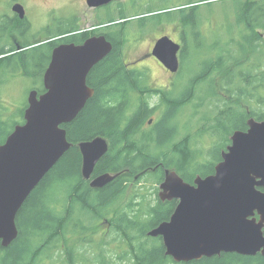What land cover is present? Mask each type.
Listing matches in <instances>:
<instances>
[{
	"label": "trees",
	"instance_id": "1",
	"mask_svg": "<svg viewBox=\"0 0 264 264\" xmlns=\"http://www.w3.org/2000/svg\"><path fill=\"white\" fill-rule=\"evenodd\" d=\"M11 1L14 0H0V70L11 63L34 84L36 79L43 77L52 50L60 42L78 44L90 35H99L95 28L63 41L41 44L44 40L40 41L39 36L23 35L22 30L13 26L14 22L7 16ZM233 1L237 16L231 36L221 49L220 40L212 47H196L207 52L200 62L202 70L189 78L185 94L179 96L150 89L145 85L146 74L129 69L124 63L127 26L132 18L139 16L133 15L137 11L128 13L118 9L116 15L108 14L98 20L104 30L100 35H105L112 43V51L90 71L87 84L94 90L93 97L73 122L62 126L72 146L21 207L16 218L18 236L7 248L0 246V264H46L55 261L58 254L62 255V245L63 264H176L165 256L161 238L147 236L150 230L169 220L175 202H158L151 207L143 201L135 208L130 205L122 208L120 203L126 182L135 181L137 176L152 179L153 185H157L164 169L175 171L189 184L198 175L213 174L214 167L221 161V153L230 144L232 133L246 131V123L251 118L264 121V96L260 94L264 90V39L260 32H264V0ZM192 4L190 1L186 4L190 7L181 12L180 19L194 30L198 24L199 5ZM73 28L63 25L62 29L47 32L43 37L78 31ZM13 36L19 39L22 48L27 49L16 52L10 43ZM182 39L181 74L184 63L198 55L191 56L194 49L189 47L186 38ZM242 67L246 69L242 71ZM219 77L221 83L216 84ZM205 83L209 84L211 94L205 97L203 93L205 98L214 96V87H219L221 91L233 92L236 99L235 103L234 97L229 95L230 101L224 109L215 106L217 112L197 120L199 124L204 121L213 124L210 129L216 141L207 151L195 149L191 134L185 136L194 124L190 120L180 124L184 106L197 101L194 99L203 92ZM35 90L40 94L43 86ZM153 93L161 94L166 108L157 122L144 127L154 109H150L145 100H140V96ZM204 97L198 98L199 104H194L197 115L204 106ZM3 126L0 124V131ZM10 133L4 136L0 145ZM97 137L106 139L109 149L96 165L93 176L108 173L118 177L104 188L92 189L82 178V158L77 145ZM204 154L206 158H203ZM110 236H113V243L118 244L116 254L108 250L111 241H104ZM180 264H264V257L232 253Z\"/></svg>",
	"mask_w": 264,
	"mask_h": 264
},
{
	"label": "water",
	"instance_id": "2",
	"mask_svg": "<svg viewBox=\"0 0 264 264\" xmlns=\"http://www.w3.org/2000/svg\"><path fill=\"white\" fill-rule=\"evenodd\" d=\"M119 1L85 2L88 8L96 9ZM11 11L19 19L25 17L19 3ZM111 51L112 43L105 35L91 36L81 45L56 46L42 77L44 92L28 93L24 122L16 125L0 145L2 248L17 238L16 218L27 198L72 146L62 126L73 122L93 97L87 77ZM180 53L181 45L168 36L159 38L152 51L173 74L179 71ZM246 124V131L230 136L213 174L198 175L189 184L175 171H165L159 199L178 200V204L169 220L147 236L161 238L165 256L174 263L232 253L264 257V121L251 118ZM77 147L82 158L81 175L90 181V188H104L118 177L108 173L93 177L96 165L108 152L106 139L97 137Z\"/></svg>",
	"mask_w": 264,
	"mask_h": 264
},
{
	"label": "rangeland",
	"instance_id": "3",
	"mask_svg": "<svg viewBox=\"0 0 264 264\" xmlns=\"http://www.w3.org/2000/svg\"><path fill=\"white\" fill-rule=\"evenodd\" d=\"M14 1H20L25 4L29 23L32 24L31 34H35L32 36H39L42 38L40 41H44H42L41 44L55 41L54 38L57 37L52 36L56 34L46 38L43 36L47 32L57 31L60 28L62 29L63 25H72L74 26L73 29L84 33H89L93 29L98 28L97 31L100 35L104 30L99 26V19L105 18L108 14L116 15L118 9L125 10L128 13H131L133 10L137 11V13L133 15L139 16L132 18V21L127 26V39L123 49L124 63L130 66L129 69L144 72L147 77L145 85L150 89L160 90L165 94L171 92L174 93L175 96L184 95L189 78L202 70L200 62L206 57L207 52L199 51L200 49L196 47H212L213 44L220 40L221 46L219 48H223V43L233 32V24L237 16L236 5L233 0H121L111 5L108 10H93L88 8L85 2L86 0ZM14 1H12V3ZM189 1L192 2L194 6L199 5L196 17L198 24L194 30L191 29L190 26H185L183 20L180 19L182 17L181 12L185 11V8L190 7L186 5ZM12 3L9 5V12H11L10 8ZM148 10L150 11L148 12ZM172 19H174L175 22H170ZM33 30L37 31V33H34ZM192 32L197 33L198 36ZM260 32L264 39V32L262 30ZM163 36H168L176 43L181 42L183 46L184 43L182 38H184V40L186 38L189 47L194 49L191 56L198 53L197 56L199 58L196 56L184 63L185 66L182 74L180 71L175 74L164 72L160 65L157 64L156 60L150 55H147L154 43ZM10 43L16 48V52L27 49L22 48L19 39L14 36L10 38ZM146 55L147 57H145ZM210 57H212V54ZM179 60V65L181 66L182 60L180 56ZM245 69V67L241 68L242 71ZM220 79L221 77L217 79L216 84H218V82L221 83ZM36 80L35 84L37 85L34 84L32 79L24 77L22 72H19L11 63H7V65L0 70V124H4L0 131V143L7 133L12 132L15 127L14 125L22 124L23 111L27 106L28 93L42 85V77ZM209 89L208 83L203 84V92L198 93L194 99L197 101H194L193 104L190 103L184 106L181 112L182 115L180 116L181 125H184V123L189 120L191 124H194L191 131L185 132V136L188 133L191 134L195 142V149L203 151L209 150L216 141V138L211 133L210 127L213 125L212 122L210 124L209 121H204L203 124H199L197 120L202 118L205 114L208 116L210 112L213 113L218 110L215 106L224 109L225 105L230 101L229 95L234 97L232 99L233 101L236 100L233 92L230 94L229 91H221L219 87H214V96L205 98L211 95ZM260 94L264 96V90H261ZM201 97H204V106L200 108V112L197 115L195 112V107H197V105L194 104H199L198 98ZM141 99L147 102L150 109L156 110L150 118L157 120L158 117L163 114L160 113V111H163L166 107L160 93H153L151 96H140V100ZM242 106H245V104L242 103ZM203 158H206L205 154ZM153 184L154 181L152 179L148 178L145 180L141 179V177L136 181L126 182V191L121 199L120 207L124 208L130 205L131 208H135L136 205L141 204L143 201L148 206H156L158 202L156 201L155 193L158 185ZM112 237L113 236L107 237L104 241H111L108 250L116 254V247L118 244L117 242L113 243ZM60 248L64 253V246L62 245ZM63 253L62 255L58 254L57 257L54 258L55 261H49L46 264H63L65 261ZM107 255L113 256L109 252H107Z\"/></svg>",
	"mask_w": 264,
	"mask_h": 264
},
{
	"label": "flooded vegetation",
	"instance_id": "4",
	"mask_svg": "<svg viewBox=\"0 0 264 264\" xmlns=\"http://www.w3.org/2000/svg\"><path fill=\"white\" fill-rule=\"evenodd\" d=\"M12 3V1L9 3V5ZM16 3H19V4H21L22 6H23V8H24V11H25V17L23 18V19H19L18 18V16L15 14V13H13L12 11L11 12H8L7 13V16H8V18L10 19V20H12L13 22H14V24H13V26L16 28V29H18V30H22V34L23 35H35V34H31V31H32V24L31 23H29V20H28V16H27V11H26V6H25V4L24 3H21L20 1H17V2H13L12 3V5H11V7L14 5V4H16ZM116 3V2H115ZM114 3H112V4H110V5H108V6H104V7H101V8H96V9H93V10H106L108 7H110L111 5H113ZM9 5L7 6L8 7V11H9ZM10 10H11V8H10ZM17 21H20V23H17L16 24V22ZM16 24V25H15ZM33 32L34 33H37V31H35V30H33ZM84 32H79V31H76V32H73V33H70V34H66V35H61V36H58L57 38H54L55 39V41L56 42H59V41H63L64 39H66V38H68V37H71V36H76V35H80V34H83ZM85 33H87V32H85ZM91 36H98V35H90L88 38H90ZM87 38V39H88ZM86 39V40H87ZM85 41H83L82 43H78V44H75V45H81V44H83ZM65 42H60L57 46H59L60 44H64ZM156 43V42H155ZM155 43H154V45H155ZM176 43V42H175ZM68 44H70V43H68ZM178 44H180L181 45V52H182V48H183V45L181 44V42L180 43H178ZM154 45L152 46V48H150V50H149V54H147L148 56L150 55L151 57H153L155 60H156V62H157V64L158 65H160V67L162 68V70L164 71V72H168V73H171V72H169L166 68H164L163 66H162V64L152 55V51H153V48H154ZM56 47V46H55ZM54 47V48H55ZM147 55L145 56V57H147ZM180 55H181V53H180ZM179 55V56H180ZM144 57V58H145ZM179 62H180V60H179ZM128 68L130 67L128 64H125ZM172 74V73H171ZM43 86V85H42ZM87 86H88V84H87ZM33 90H35V89H33ZM43 92H44V90H43ZM42 92V93H43ZM41 94V93H40ZM156 112V110H154L153 111V114ZM163 111L161 110L160 111V113H162ZM151 117V116H150ZM148 118L147 120H146V122H145V124H144V127H151L155 122H157L159 119H157V120H154L153 118ZM159 118V117H158ZM156 170V168L155 169H152V171H155ZM166 170H169V169H164L163 170V177H162V180H161V182L159 183V184H157L158 185V187L156 188L157 189V191H156V193H155V195H156V201L157 202H159V203H170V202H175V207H174V210H175V208H176V206H177V204H178V200H171V201H166V202H161L160 201V199H159V185L164 181V176H165V171ZM94 177V176H93ZM92 177V178H93ZM138 179V176L137 177H135V181ZM89 183H90V181H88ZM126 191V190H125ZM174 212V211H173ZM172 215V214H171ZM170 215V216H171ZM170 218V217H169Z\"/></svg>",
	"mask_w": 264,
	"mask_h": 264
}]
</instances>
